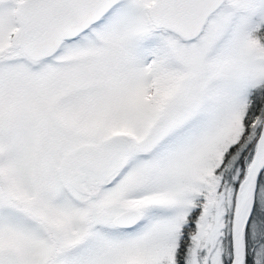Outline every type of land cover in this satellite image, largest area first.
I'll return each instance as SVG.
<instances>
[{
	"label": "snow or ice",
	"instance_id": "obj_1",
	"mask_svg": "<svg viewBox=\"0 0 264 264\" xmlns=\"http://www.w3.org/2000/svg\"><path fill=\"white\" fill-rule=\"evenodd\" d=\"M0 264H264V0H0Z\"/></svg>",
	"mask_w": 264,
	"mask_h": 264
}]
</instances>
